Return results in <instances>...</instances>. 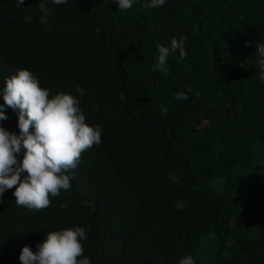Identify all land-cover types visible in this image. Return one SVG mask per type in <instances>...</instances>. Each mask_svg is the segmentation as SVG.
<instances>
[{
	"label": "trees",
	"instance_id": "1",
	"mask_svg": "<svg viewBox=\"0 0 264 264\" xmlns=\"http://www.w3.org/2000/svg\"><path fill=\"white\" fill-rule=\"evenodd\" d=\"M149 3L0 0V105L27 69L101 128L49 207L17 206L15 188L0 197V264L75 227L91 264H264V0ZM181 37L186 57L154 70L157 45ZM5 115L18 135V110Z\"/></svg>",
	"mask_w": 264,
	"mask_h": 264
},
{
	"label": "clouds",
	"instance_id": "2",
	"mask_svg": "<svg viewBox=\"0 0 264 264\" xmlns=\"http://www.w3.org/2000/svg\"><path fill=\"white\" fill-rule=\"evenodd\" d=\"M25 0H16V7L24 5ZM67 0H52L55 5L65 4ZM135 0H116L118 9L128 10ZM165 0H150L149 8L163 6ZM43 15L40 23H47L50 15L47 5L39 4ZM26 23L31 18L24 17ZM185 38H173L170 46L157 45L158 56L154 70L168 74L167 60L179 50V56L187 55L184 49ZM264 57V45L258 46ZM264 66V60H261ZM4 104L0 105V121L6 120V107L18 110L19 134L0 126V197L6 190L15 188L13 196L17 206L41 210L50 206L51 197L59 196L61 190L67 191L70 177L65 174L75 169L81 154L94 144L101 143L99 125L89 126L78 107L79 101L70 94L57 93L51 98L50 91L42 88L38 78L27 69H20L6 78L3 90ZM176 100H187V94H175ZM166 111V109H163ZM34 129V131L32 130ZM24 149L22 160L17 154ZM81 239H86L85 229L75 227L47 232L44 241L37 245L34 253L29 246L22 248L21 264H91L84 256ZM83 257L82 259H78ZM179 264H195L191 256H186Z\"/></svg>",
	"mask_w": 264,
	"mask_h": 264
}]
</instances>
